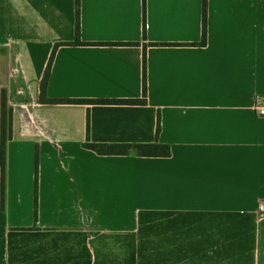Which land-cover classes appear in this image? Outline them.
Listing matches in <instances>:
<instances>
[{
    "label": "crops",
    "instance_id": "crops-1",
    "mask_svg": "<svg viewBox=\"0 0 264 264\" xmlns=\"http://www.w3.org/2000/svg\"><path fill=\"white\" fill-rule=\"evenodd\" d=\"M0 0L1 99L12 109L0 264H264V0ZM161 133L157 137V118ZM97 143L169 144L168 157ZM38 217L35 220L36 150Z\"/></svg>",
    "mask_w": 264,
    "mask_h": 264
},
{
    "label": "trees",
    "instance_id": "trees-1",
    "mask_svg": "<svg viewBox=\"0 0 264 264\" xmlns=\"http://www.w3.org/2000/svg\"><path fill=\"white\" fill-rule=\"evenodd\" d=\"M144 8V33L146 34V0H143ZM76 39L73 42L57 43L53 48L49 58L42 82L40 101L42 103L54 104H146L147 103V58L144 56L143 70V96L138 99H76V98H50L47 94V87L50 80L51 69L57 49L61 45H85L91 44L81 41L80 39V0H76ZM208 35V0H202V40L200 43H192L191 45H206ZM161 114L158 113L157 118V137L161 133ZM90 117L87 120V137L83 146L93 150L100 155H130L144 157H168L171 155V147L169 144L156 142L149 143H97L90 139ZM12 137V109L8 106L6 91L2 92L1 99V140H0V168H1V208H4L5 202V179H6V162H7V143ZM36 180H35V220L38 217V166H39V150H36L35 157Z\"/></svg>",
    "mask_w": 264,
    "mask_h": 264
},
{
    "label": "built area",
    "instance_id": "built-area-1",
    "mask_svg": "<svg viewBox=\"0 0 264 264\" xmlns=\"http://www.w3.org/2000/svg\"><path fill=\"white\" fill-rule=\"evenodd\" d=\"M255 109L258 115L264 116V97H257L255 102ZM257 214L260 218L264 217V198L258 204Z\"/></svg>",
    "mask_w": 264,
    "mask_h": 264
}]
</instances>
